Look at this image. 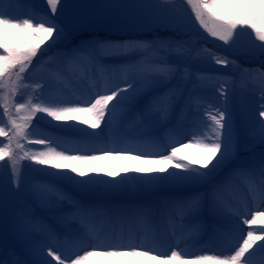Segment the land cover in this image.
<instances>
[{
  "label": "snow or ice",
  "instance_id": "1",
  "mask_svg": "<svg viewBox=\"0 0 264 264\" xmlns=\"http://www.w3.org/2000/svg\"><path fill=\"white\" fill-rule=\"evenodd\" d=\"M185 2L190 6L191 13L199 26L210 36L218 38L227 45L230 42L235 43V37L240 33L250 30L260 42L254 44L251 51L253 54L264 56V0H185ZM47 3L54 14L52 17L32 10L26 14L27 18H21L0 8V50H2L0 52V88L9 90L14 96L23 80L21 74L32 65L34 58L41 51V46L50 40L58 43L68 35L63 22H58L55 17L60 0H47ZM63 8H90L118 23L144 26L155 24L166 31L183 32L186 27L185 14L176 0H159L157 3L115 0L111 3L92 5L64 4ZM69 20L72 22L71 17ZM187 43L185 40H173L171 37L163 39L159 36L151 41L110 40L93 36L91 39H81L79 43L67 47L61 55L68 73H71L75 67H79L84 70V75L91 82L95 79L94 74L89 71L91 68H95L101 75L118 72L123 77L125 87L119 86L120 81H105L99 88L93 87L94 98L85 96L69 100L50 96L38 103H17L16 112L26 113L20 117V123H17V120L10 115L7 104L0 108V124L4 123L5 116L9 117L11 124L8 131L5 127H0V137H6L8 140V145L0 147V161H4L10 168L13 183L18 184L22 179V160L45 166L43 171L60 179L74 181L84 188L98 186L105 190L118 188L130 172L139 174L133 179L148 185L160 183L183 185L192 181H206L222 166L234 162L238 157L240 138L234 128L231 107L224 91L221 92L224 97L223 104L216 108L215 114H210V122L205 121L203 127L199 123L193 124L189 143H194L203 153L197 160H189L187 157L178 155L179 148L173 145L183 144L185 139L178 128L169 129L165 133L164 142H161L159 137L142 132L135 139L114 141L112 146L86 145L79 149L57 151L50 146L52 143L50 136L45 135V138L30 144L44 146L46 150L25 151L22 157H18L10 147L13 140H17V148L22 147L19 139L35 134L34 131H29L30 128L39 131L38 125L33 123L34 117L46 121L50 117L53 121L64 122L61 125L64 128H75L86 132L87 129H99L103 132L104 126L111 128L118 108L123 109L136 103L161 81L171 79L186 81L187 68L182 69L179 64L169 63L168 57L189 55L191 48L187 47ZM137 56L142 58L135 59L134 57ZM104 57L123 58L126 62L103 64ZM216 63L227 65L232 62L226 58H216ZM13 75L16 77L15 80L12 79ZM260 75L258 86L261 92L260 99L264 101V73ZM200 78L198 75L197 79ZM52 87H56L55 81ZM182 94L183 87H175L169 89L163 96L150 97L144 103L143 113H137V118L142 122L144 117L158 113L161 120L166 121ZM188 102H193L191 97L188 98ZM194 102L197 104V110H200L202 101L197 98ZM259 108L264 109V103H261ZM38 113L46 115L37 117ZM258 115L260 119L250 127L249 135L259 143L261 151L245 162L243 168H231L225 174V181L234 173L241 171L253 177L258 176L259 184L255 194L264 200V110H259ZM69 121L78 123L68 124ZM80 124L86 125L87 128L80 129ZM9 131L12 135H9ZM88 135L96 136L97 140L100 139L95 132H88ZM168 148H171V151L165 154ZM71 151H76L77 154H69ZM81 152L98 154H79ZM133 153L138 154L133 155ZM105 157L130 158L138 163L133 168L121 167L118 171L96 166V162ZM173 161L176 163L173 164ZM51 169L57 171L53 173ZM104 176L112 179H105ZM117 177L120 179L116 180ZM219 187L220 185L213 186L208 199L217 214L227 216L231 210L221 205L216 198ZM33 191L39 193L42 190L38 185H34ZM47 191L50 196L58 199L66 198L54 187ZM202 202L200 197H191L187 201H174L193 217L199 215ZM164 203L167 204V202ZM73 207L82 217L91 216L95 211L93 207L79 202H76ZM133 211L143 214L148 209L137 206ZM117 219L121 220L122 217L118 216ZM243 223L248 225L250 230L242 238V243H239L231 254L221 252L218 255H190L177 250H172L170 254L163 251L157 252L154 240L138 236L131 229L127 232L119 231L102 235L95 229L84 226V232L78 238L90 242L89 250H84L83 254L77 253L70 264H132V262L134 264H145V262L149 264L151 262L154 264H249L248 258L257 249L264 252V211H256L251 219H244ZM253 228H258L259 234L251 230ZM13 231L21 244V250L18 252L13 249L10 253L12 258L0 260V264H52V260L48 257H52L55 264H66L68 258H62L53 251L48 242L50 230L38 222L32 214L23 210L18 212L13 220ZM35 236H40L41 239L36 240L33 238ZM52 240L54 242L55 237ZM45 248L47 253L44 251Z\"/></svg>",
  "mask_w": 264,
  "mask_h": 264
},
{
  "label": "rangeland",
  "instance_id": "2",
  "mask_svg": "<svg viewBox=\"0 0 264 264\" xmlns=\"http://www.w3.org/2000/svg\"><path fill=\"white\" fill-rule=\"evenodd\" d=\"M111 2H115V0H60L55 17L58 22H63V26L68 32L67 37L58 43H53L50 40L41 46V51L34 58L32 65L25 73L21 74L23 80L15 96L9 90L0 88V108L7 104L10 115L17 120V123H20V117L26 113L16 112L15 105L17 103H38L50 96L75 100L77 97L83 98L84 94L91 95L93 87H100L105 81H120L119 86L123 88L125 87L123 77L118 72L101 75L96 72L95 68H91L89 71L95 76L91 82L84 75V70L79 67H75L71 73H68L65 70L66 65L63 63L61 53L67 47L79 43L81 39H91L93 36L99 39L142 41H151L159 36L163 39L171 37L173 40L188 42L187 47L191 48L189 55L182 57L170 55L168 57L169 63L179 64L182 69L187 68L186 81L180 79L161 81L136 103L123 109L120 108V110L127 116L147 98L155 95L163 96L169 89L183 87V94L171 111L173 118L166 126H162L161 123L153 126L147 121L141 122L138 118L122 126L123 122L115 119L111 128L104 126L103 132L99 129H87V132L97 133L100 139L97 140L96 136L87 134L88 142H84L83 138L86 135L82 134V130L64 128L61 126L64 122L53 121L50 117L47 121L34 117L33 123L38 125L39 131L30 128L29 131H34L35 134L24 139L18 138L22 146L20 148L16 147L17 140H13L10 145L11 149L18 157H22L25 151L46 150L44 146L30 144V142L45 138V135L50 136L52 141L50 146L57 151L79 149L86 145L112 146L114 141L135 139L142 132L159 137L161 142H164L165 133L169 129L178 128L185 137L183 144L173 145L179 148L178 155L187 157L189 160H197L202 157L203 153L194 143H189V135L194 122L203 127L205 121L210 122V115L192 112L189 106L199 98L202 104L212 111H216V108L223 104L224 97L221 92L224 91L231 107L234 128L240 138L238 157L234 162H229L212 173L206 181H192L183 185L167 183L148 185L138 179H133L139 174L130 172L124 183L111 190H105L98 186L84 188L74 181L57 178L43 171L45 166L36 165L35 162L28 160L21 161L22 179L18 184H14L10 168L5 165L4 161H0V165H3L0 167V260L11 259L10 253L13 249L18 252L21 250V244L13 231V220L15 215L22 210L32 214L38 222L50 230V235L47 237L48 242L53 251L61 255L62 258H68L66 264H70L71 259H74L77 253L83 254L84 250H89L90 242L78 238L83 234L84 226L91 227L102 235L114 228L131 229L132 226H136L134 232L138 236H144L152 229L161 234L162 230L170 223H174L179 229L190 227L193 223L201 221V228L179 240L178 248H187L190 255H218L221 252L231 254L233 248L235 249L239 243H242V238L250 230L243 221L251 219L252 214L255 213L250 210L251 207L255 205L257 210L264 211V200L255 194V189L259 184L258 176L253 177L241 171L244 173L242 176H240V172H236L225 181V174L231 168H243L245 162L261 151L259 143L249 135L250 127L260 119L259 110H264L259 108V105L264 101L260 99L261 92L258 86V81L261 79L260 74L264 73V56L253 54L251 51L254 44L260 43L256 40L254 33H251L250 30L242 32L235 37V43L230 42L226 45L218 38L210 36L199 26L185 0H176L185 14L186 27L183 32L166 31L155 24L144 26L134 23H118L90 8H63L64 4L92 5ZM127 2L157 3L159 0H127ZM0 8L21 18H27L26 14L32 10L49 17L54 15L47 0H0ZM70 17L72 22L69 20ZM134 58L141 59L142 57ZM216 58H226L232 63L218 64ZM124 62L126 61L123 58L116 57L102 59V63L108 65ZM198 75L201 77L200 79H197ZM12 79H16L15 75ZM54 81L56 87H52ZM189 97L193 102H188ZM43 115L46 114L38 113L37 117ZM155 116L159 119L157 113ZM67 123L78 122L69 121ZM0 127H5L6 131L10 129L11 124L8 116L4 117V123L0 124ZM86 127V125L80 124V129H86ZM9 135H12L11 131H9ZM0 141H3L0 143V147L8 145L6 137H0ZM168 151H171V148H168L165 154H168ZM69 154L75 155L77 152L71 151ZM79 154L98 153L81 152ZM135 154L138 153H133V155ZM154 158L158 159V157ZM137 163L130 158L105 157L97 161L96 166L118 171L121 167L133 168ZM175 163L173 161V164ZM56 171L51 169L53 173ZM104 178L112 179L107 176ZM115 179L119 180L120 177ZM34 185H38L42 191L34 192ZM214 185H220L216 192L218 202L231 210L227 216L217 214L209 202L208 194ZM52 187L62 192L66 198L61 200L50 196L47 190ZM191 197H200L203 201L200 213L196 217L183 211L180 205L174 203V201H187ZM76 202L93 207L95 210L93 215L82 217L73 207ZM137 206L148 209V211L137 214L133 211ZM118 216L122 219L118 220ZM231 220L235 221L234 232L236 234L234 236L237 240H232L230 244L214 249L210 245L211 240L214 236L224 237L220 233L219 227L222 224L229 226ZM68 222H71L70 226H67ZM251 230L259 234L258 228ZM53 237H55L54 242ZM33 238L41 239L40 236ZM200 243L209 246L199 248ZM177 246L176 248L172 246L171 250H177ZM44 251L47 253L46 248ZM250 257L254 260L249 261V264H264V252L257 249ZM48 258L52 260V264H55L52 257ZM151 263L154 264V262Z\"/></svg>",
  "mask_w": 264,
  "mask_h": 264
},
{
  "label": "bare ground",
  "instance_id": "3",
  "mask_svg": "<svg viewBox=\"0 0 264 264\" xmlns=\"http://www.w3.org/2000/svg\"><path fill=\"white\" fill-rule=\"evenodd\" d=\"M99 88V87H97ZM102 94H110V93H102ZM86 95L84 94L83 98ZM89 96H92L89 95ZM92 98H94V96H92ZM149 98H147L137 109H135L133 112H131V114L125 116V114H123L120 110V108L117 109V115L115 117L116 120H118L119 122H123L122 126L127 125L128 123L132 122L133 119L137 118V113H143V108H144V103L148 100ZM190 109L192 112H197L200 114H215V111H212L211 109H209L208 107H206L204 104L201 103L200 105V110H197V104L196 103H192L190 106ZM186 109V108H185ZM158 114V113H157ZM159 115V114H158ZM173 118L172 113L170 112L168 119L166 121L161 120L160 116L159 119L156 118L155 113H153L150 116H146L143 118L144 122L147 121L149 123H151L153 126H157V125H161L162 126H166L168 125L169 121ZM83 125V124H81ZM84 126V125H83ZM87 128V127H86ZM82 134H85L86 136L83 138V141H87L86 140L88 138V132L83 131ZM167 153H170V151H168ZM242 174H244L243 172H240V176H242ZM250 210H253V212L256 211H260L257 210L256 206L253 205L251 207ZM246 212V211H245ZM71 222L67 223V226H70ZM202 224L201 221H197L196 223H193L190 227L187 228H177L178 226H176L174 223H170L167 227L164 228V230H162L161 234L158 233L156 230L152 229L151 231H149L146 235L141 236V237H145L148 239H152L155 241V247L157 249V252H166L168 254L171 253V249L172 246L176 248L177 245L180 246V242L179 240H181L182 238L189 236L190 234H192L194 231H196L197 229L201 228ZM136 226H132L131 230L134 232V228ZM235 221L231 220L229 222V226H225V225H221L219 227L220 233L224 236V237H213V240H211L210 245L216 249L217 247L221 246V245H228L232 242V240H237L236 236H234V234H236L235 231ZM119 231H124L127 232L129 231V228H123V229H111L107 234H111V233H115V232H119ZM135 233V232H134ZM105 234V235H107ZM136 234V233H135ZM137 235V234H136ZM168 237V239H166ZM179 246H177V250L181 251V252H186L188 254H190L187 250V248H178ZM209 246V245H208ZM207 244L205 243H200L199 244V248H204V247H208ZM219 249V248H217ZM235 249L233 248V251ZM254 260V258L249 257L248 261H252ZM132 264H134V262H132ZM145 264H149V262H145ZM152 264V263H151Z\"/></svg>",
  "mask_w": 264,
  "mask_h": 264
}]
</instances>
